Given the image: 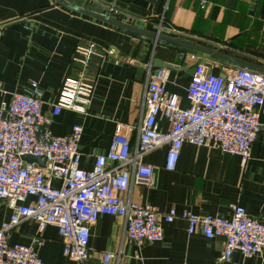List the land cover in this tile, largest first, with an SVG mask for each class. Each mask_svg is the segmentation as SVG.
<instances>
[{"label": "crops", "instance_id": "0c3cea01", "mask_svg": "<svg viewBox=\"0 0 264 264\" xmlns=\"http://www.w3.org/2000/svg\"><path fill=\"white\" fill-rule=\"evenodd\" d=\"M68 1L98 11L114 5L113 18L147 31L157 30L161 19L162 34L240 57L264 69V0ZM84 43H91L95 50L82 66L72 58L75 46ZM180 53L69 10L55 0H0V105L8 102L11 92H22L34 80L40 91L41 112L48 115L64 79L92 84L87 106L81 111L61 109L46 126L52 134L60 135L73 124L81 125L78 152L82 169H89L94 156L104 153L116 124L133 143V126L143 114V66L151 59L181 65ZM204 61L216 73L234 67ZM190 67L185 61V66L166 71L165 90L178 95L181 107L188 106L184 91ZM258 120L260 130L247 160L209 145L182 143L174 168L166 170V146H162L142 157V162L152 167L153 185L131 181L119 196L159 212L173 208L176 212L225 216L231 205H240L249 215L264 218V100ZM157 125L161 130L167 128L160 118ZM9 212L3 202L0 222ZM160 226L159 241L135 245L124 235L120 217L101 215L89 230L87 264H99L98 254L103 251L114 254L109 264H264V253L244 257L233 251L221 260L223 238L187 234L180 219ZM35 230L32 220H23L11 231L8 243L28 244ZM41 237L36 252L44 263L72 264L63 257L62 240L53 226H45Z\"/></svg>", "mask_w": 264, "mask_h": 264}, {"label": "built area", "instance_id": "2783aa9c", "mask_svg": "<svg viewBox=\"0 0 264 264\" xmlns=\"http://www.w3.org/2000/svg\"><path fill=\"white\" fill-rule=\"evenodd\" d=\"M106 8L108 14L117 10L114 5ZM160 25L161 19L156 29ZM94 50L91 43L77 44L72 59L85 66ZM180 57L193 69L184 91L188 106L181 107L178 95L165 90L168 68L144 70L143 114L133 126V143L116 124L106 150L94 156L89 169L79 167L81 125L73 124L60 135L52 134L46 126L61 109L81 111L87 106L91 83L64 79L48 115L41 112L36 81H29L22 92L9 94L8 102L0 105V206L4 202L10 209L7 219L0 222V264H46L36 248L42 244L41 232L47 225L60 236L65 259L87 264L89 230L101 215L120 217L124 235L135 245L159 241L160 223L180 219L187 234L222 237L221 260L233 251L244 257L263 255L264 218L249 215L240 205H231L225 216L176 212L173 208L159 212L119 196L131 181L153 185L152 167L143 163L142 157L162 146H166V170L174 168L182 143L209 145L243 160L250 156L261 126L258 117L264 100V74L228 67L220 76L194 54L180 53ZM159 118L166 121V130L159 129ZM23 155L36 156L43 165L26 162ZM26 219L36 225L30 242L9 244L11 231ZM112 259L111 252L98 254L99 264H109Z\"/></svg>", "mask_w": 264, "mask_h": 264}, {"label": "water", "instance_id": "95a60500", "mask_svg": "<svg viewBox=\"0 0 264 264\" xmlns=\"http://www.w3.org/2000/svg\"><path fill=\"white\" fill-rule=\"evenodd\" d=\"M57 4L64 6L65 8L75 11L77 13L84 14L86 16L104 21L108 24H111L115 27L121 28L128 33L138 36L142 39H147L150 41L153 45H165L166 47L170 49H174L177 51H180L182 53H191L199 57L201 60L209 59L211 61H216L219 63H227L228 65L243 68L255 72H260L264 74V69H261L259 67H256L254 65H251L245 61H243L240 57L237 56H228L224 53H221L216 50H212L207 47H203L200 45H196L195 43L191 41L184 40L182 38L178 37H170L165 34L160 33V31L154 30V31H147L145 29L139 28L136 25H133L129 22L121 21L118 19L113 18L110 14H108L105 11H98L91 8L83 7L80 5H77L75 3H72L68 0H55ZM185 66V61H182L181 65H173L171 63L162 62L159 60L151 59L146 65L143 66V69H155L157 67H166L168 69L173 68L177 69L179 67ZM192 67H190L189 71L187 72V75L192 74ZM220 76H222L221 73H219ZM42 128V126H39V131ZM22 159L26 162H35L39 166L43 165V161L40 160V158L36 156L31 155H23Z\"/></svg>", "mask_w": 264, "mask_h": 264}]
</instances>
